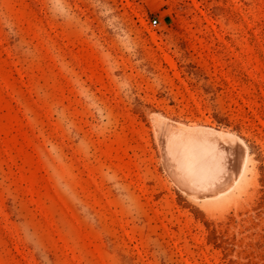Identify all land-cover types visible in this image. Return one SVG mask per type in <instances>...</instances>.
Returning <instances> with one entry per match:
<instances>
[{
	"label": "rangeland",
	"instance_id": "1",
	"mask_svg": "<svg viewBox=\"0 0 264 264\" xmlns=\"http://www.w3.org/2000/svg\"><path fill=\"white\" fill-rule=\"evenodd\" d=\"M157 119L238 140L223 193ZM0 264H264V0H0Z\"/></svg>",
	"mask_w": 264,
	"mask_h": 264
},
{
	"label": "bare ground",
	"instance_id": "2",
	"mask_svg": "<svg viewBox=\"0 0 264 264\" xmlns=\"http://www.w3.org/2000/svg\"><path fill=\"white\" fill-rule=\"evenodd\" d=\"M173 124L157 119L161 142L168 145V150L165 149L163 153L166 169L185 191L201 199H214L235 179L228 173L230 169L234 170L229 159L233 148L225 143H235L238 140L214 129ZM163 132H169L171 136L167 134L164 137ZM238 145L234 161L241 159L240 173L245 154L241 145Z\"/></svg>",
	"mask_w": 264,
	"mask_h": 264
},
{
	"label": "built area",
	"instance_id": "3",
	"mask_svg": "<svg viewBox=\"0 0 264 264\" xmlns=\"http://www.w3.org/2000/svg\"><path fill=\"white\" fill-rule=\"evenodd\" d=\"M151 23H152L153 25H157V24H158V20H157V19H152Z\"/></svg>",
	"mask_w": 264,
	"mask_h": 264
}]
</instances>
